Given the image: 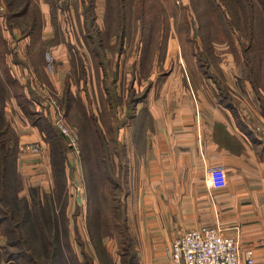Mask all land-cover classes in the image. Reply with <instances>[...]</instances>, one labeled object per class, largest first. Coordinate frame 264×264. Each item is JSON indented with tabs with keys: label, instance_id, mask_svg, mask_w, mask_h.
Returning a JSON list of instances; mask_svg holds the SVG:
<instances>
[{
	"label": "crops",
	"instance_id": "0c3cea01",
	"mask_svg": "<svg viewBox=\"0 0 264 264\" xmlns=\"http://www.w3.org/2000/svg\"><path fill=\"white\" fill-rule=\"evenodd\" d=\"M40 1L44 20L41 37L51 62L47 59L38 65L33 60L37 51L31 46V33L35 30L39 11L29 13L32 1L26 13L16 18L12 26L7 16L6 23L2 18L0 24V40L4 44H0L3 65L0 69V109L18 134L16 166L23 183L20 195L28 196L31 187L51 192L55 186L53 151L57 141L41 130L43 119L55 124L56 109L51 99L56 98L59 103L62 100L59 108H63L72 127V99L83 100L81 90L72 81L80 60L74 53L78 42L70 31V17L78 24V31L81 28L79 42L84 45L81 38L86 40L87 37L88 0ZM106 2L94 0L93 4L99 33L103 36L101 42L92 38L95 53L100 55L97 65L102 64L105 54ZM127 36L126 28L121 53ZM241 46L242 61H245L248 49L245 50L243 43ZM116 54V60L122 57ZM165 57V63L172 58L175 64V70L165 75L166 93L154 96L150 92V76L147 86L139 90L134 86L133 73L123 105L128 113V101L136 93L138 98L126 121V142L134 146L136 138L141 150L130 153L131 162L138 161L139 180L133 186L131 197L134 201L129 202L131 215H137L133 223H139L138 236L144 248H135L136 258L131 264H171L172 239L187 227L200 223L219 224L225 233L253 246L254 264H264V85L258 82L259 77L252 70L243 68L238 73L225 74L228 78L224 83L217 80L213 72L181 71L185 58L176 47L168 49ZM196 80L201 88L190 86ZM62 141L68 147L64 138ZM33 144H38L39 149L33 150ZM72 153L67 152L64 160L67 199L61 207L58 205L59 209L64 208L67 238L73 240V224L77 241H72L73 249L80 264H88L83 260L87 251L93 258L92 264H108L93 244L85 249L86 243L92 242L83 227L87 221V200L81 196V190L76 201L70 197L71 184L76 185L75 175L80 164L78 160L74 165L70 159ZM210 169L214 170L213 186L208 176ZM71 209H76L72 216ZM5 244L6 236L0 224V264H11L14 260L7 257ZM109 252L112 264H123L114 248Z\"/></svg>",
	"mask_w": 264,
	"mask_h": 264
},
{
	"label": "rangeland",
	"instance_id": "374dc122",
	"mask_svg": "<svg viewBox=\"0 0 264 264\" xmlns=\"http://www.w3.org/2000/svg\"><path fill=\"white\" fill-rule=\"evenodd\" d=\"M8 1L0 0V24L2 18L4 22L7 19ZM31 1L29 13L39 11L35 22V30L31 33V46L33 50L37 51L33 56V60L39 65L47 59L51 62V59L46 54L43 38L41 37L43 31L41 29L44 27V20L39 8L41 1ZM218 3L219 0H129L127 2L129 14L126 25L128 36L125 47L121 53L118 43H116L118 40L115 34L104 33L105 54L103 55L106 56V60L105 63L102 62L100 65H97L100 55L95 53V40L88 37H85L86 40H84L82 36L81 39L84 45L81 44L78 40L81 28L78 31V24L71 17L68 20L73 39L77 40L79 45H77L78 48L75 49L74 53L78 54L80 60L78 71L76 73L73 72L72 81L81 90V97L84 101L81 97V100L77 99V101L72 99L73 112L70 115L72 117L70 121L73 120L75 128L69 124V118L67 119L63 108L56 112L54 122L57 119V115H62L64 122L77 135V149L70 144L68 138L56 124H53L54 128H49L56 136L58 134L62 136L63 134L68 140L69 149H66L68 147L64 142H60L61 144H58V147L55 146V149L61 148V151H63L64 171V160L65 158L67 159V152L74 153L70 157L74 165L78 164V160L80 161V164H78L79 171H77V176L75 175L76 185L71 184L73 186L72 190L70 189L72 191L70 197L76 201L78 191L81 190V196H83L85 201L87 200V221L84 222L85 225L83 227L92 242L90 244L86 243L85 249L91 248V244H93L99 256L105 259L108 264H112V256L109 249H115V254L121 257L123 264H131L133 259L136 258L135 250L144 248L138 236L139 223L137 221L133 223L137 215H131L129 202L134 201L131 197L133 186L139 180L138 161L135 160L132 163L130 153L141 150L136 138L134 146H129L126 142V121L130 118L131 111L129 110L127 113L123 105L126 100L128 82L132 80V74L134 73L135 76L133 77L134 86L138 87L139 90L147 86L150 76V83H152L150 92L154 96L166 93L165 75L175 70V64L172 63V58H168V64L165 63V54L168 49L176 47L177 52L185 58V64H182L181 71L185 72L188 70L190 73H198L196 71L201 69L204 72L207 71V73L213 72L217 80H221L224 83L228 78L225 74L238 73L243 68L247 71L252 70L253 74L258 75V82L264 85V10L261 9L262 7L257 10L258 21H256L257 23L255 22L253 39L250 41L247 33L246 18L242 13L240 14V10L239 14L236 15L232 7L227 3H222L221 8H219ZM243 5L245 7L246 5L248 6L246 0H241V6ZM242 9L244 10V7ZM142 13L145 24H147L145 27L146 35L143 34V18L140 16ZM206 17L210 19V24L204 27L203 23ZM100 22L103 23L102 20ZM106 24L102 25L103 29H105ZM231 25L238 27L233 29ZM85 28L91 31L88 28L86 19ZM228 28H230L231 32ZM92 32L95 33V30H92ZM208 35L211 39H208ZM242 43L248 49L245 61H242L241 56ZM0 44H3L1 40ZM116 53H118V57L119 55L122 57L116 60ZM195 54L198 57L196 60ZM2 68L3 65L0 60V69L2 70ZM49 85L51 86L49 89L52 90V85ZM190 86H195L196 88L201 85L196 80L194 83H190ZM53 99L57 100L58 104L62 102V100L59 103L58 99ZM85 103H87V106ZM83 104L87 112H85ZM98 118L101 120L102 126L99 125ZM42 121L45 125H50L46 122L47 120L43 119ZM129 128L131 131V126ZM12 129L11 131L16 132L15 128V130ZM102 129L106 132L105 142L101 138ZM52 139L54 140V136ZM106 148L109 154L107 160L110 162L111 170L106 161ZM110 172L111 175H109ZM208 176L210 184L213 186L215 179L214 170L210 169ZM79 177L80 179H78ZM64 178L67 181L66 171ZM56 186L57 182L55 181L53 190H55ZM67 195L62 193L60 199L66 202ZM58 205L61 207L62 203ZM75 212L76 209H71V216ZM61 218L66 220L65 213L64 218L62 216ZM71 225V238L73 240L70 239V241L77 242L74 240L75 226ZM199 226H212L222 235L232 237L238 246L239 264L255 263L253 246L245 245L237 236L225 233L219 224L200 223L189 226L184 230L187 231L192 227ZM27 228L30 229L31 227ZM27 228L23 231H26ZM65 228L67 230L66 224ZM4 229L5 226L1 224V231L5 234L7 240ZM184 230L176 237L183 234ZM78 231L81 233L79 228ZM24 237L26 240L29 239V246L25 242L26 246L22 245L21 247L24 249H28L31 246L39 247L40 241L33 237L32 232H25ZM176 237L171 241V264H173V244ZM59 241L63 251H65V256L68 255L66 246L68 242L67 234L63 233L62 238L60 235ZM87 241L90 242L89 239ZM9 248L18 249L19 247ZM87 253L83 260L88 264H92L93 258L88 251ZM141 258L143 259V256ZM67 259H69L68 262L70 264H80L77 255L75 257L74 254H70V258L67 257ZM144 259H146V254H144ZM22 261L25 263L24 259Z\"/></svg>",
	"mask_w": 264,
	"mask_h": 264
},
{
	"label": "trees",
	"instance_id": "16d2710c",
	"mask_svg": "<svg viewBox=\"0 0 264 264\" xmlns=\"http://www.w3.org/2000/svg\"><path fill=\"white\" fill-rule=\"evenodd\" d=\"M106 1L105 18L108 25L107 33L110 32L116 35L119 49H121V43L126 36V25L128 23L129 14L127 2L129 0ZM30 2L31 0L8 1L9 6L6 11V16L11 26L15 23L16 18L26 13ZM246 2L248 3V6L246 5L245 7V5L241 6V0H219L218 6L221 8L222 3H227L232 7V10L236 15L239 14L240 10V14L242 13L246 18V24L248 26L247 33L249 34V40L251 41L253 39L254 25L257 23L256 21H258L257 10L261 7V9L264 10V0H246ZM93 4L94 0H90L86 6V22L89 30H91H87V37L101 42L103 36L99 33L100 29L96 22V12L93 10ZM243 7L244 10L242 9ZM140 16L143 18V34L146 35L145 27L147 24H145L146 22L143 13ZM222 19L224 20L223 16ZM209 24L210 19L206 17L203 26L205 27ZM231 27L237 29L238 26L231 25ZM259 27L261 26L259 25ZM228 29L231 32L230 28ZM92 30H95V33H93ZM208 39H211L209 35ZM244 48L247 50L245 44ZM105 60L106 56L103 55L102 62L105 63ZM133 93L135 92L133 91ZM135 94L128 101L129 110L133 108V105L138 98ZM141 94L142 93L140 92L138 95L141 96ZM66 104L68 105V102ZM83 106L85 112H87L84 104ZM98 123L102 126L99 118ZM41 124V130L46 136L49 138H53L54 136V141H57L54 145L53 151V163L57 186L55 190L51 192H45L39 188L31 187L30 196L20 195L23 183L20 180L16 166L19 146L18 136L15 131H11L12 128L5 116L4 110L0 109V224L5 226L4 232L7 235L5 250L7 257L12 261L14 260V262L11 261V264H70L67 257L70 258V254H74L76 257V252L73 249V243L70 239H68L66 244L68 248V255L66 256L59 241L60 235L62 238L63 233L67 234L65 220L61 218V216L64 218V213H62L63 209L58 208V204H65L60 198L62 193L67 195V190L66 180L64 178L63 151H61V148L55 149V146L58 147L61 144L60 142H63L62 138H64V141L67 143L68 140L63 134L62 136L59 134L56 136V134L50 129L54 126L51 123L47 126L42 121ZM105 134L106 132L102 129L101 138L104 142L106 140ZM105 152L106 161L111 170L110 162L107 160L109 156L107 148L105 149ZM109 175H111V172ZM27 227L31 228L28 229ZM25 228L28 230L26 229V231H23ZM29 231L32 232L35 239L40 241L38 248L31 246L28 247V249H24L21 247L22 245L26 246V243L29 246V239L26 240L24 237V233H28ZM9 247L19 248L10 249ZM23 259L25 260V263L22 261Z\"/></svg>",
	"mask_w": 264,
	"mask_h": 264
},
{
	"label": "built area",
	"instance_id": "2783aa9c",
	"mask_svg": "<svg viewBox=\"0 0 264 264\" xmlns=\"http://www.w3.org/2000/svg\"><path fill=\"white\" fill-rule=\"evenodd\" d=\"M51 104L60 111L57 100ZM55 124L68 138L70 144L77 149V135L64 122L62 115H57ZM38 150L39 145H31ZM173 264H239V250L235 240L222 235L215 227H192L176 237L173 244ZM252 261V260H251Z\"/></svg>",
	"mask_w": 264,
	"mask_h": 264
}]
</instances>
